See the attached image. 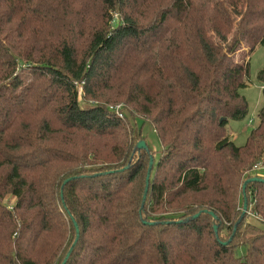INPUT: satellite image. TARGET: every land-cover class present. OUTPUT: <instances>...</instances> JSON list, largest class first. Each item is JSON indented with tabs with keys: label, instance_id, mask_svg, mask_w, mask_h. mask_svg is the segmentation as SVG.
Here are the masks:
<instances>
[{
	"label": "trees",
	"instance_id": "obj_1",
	"mask_svg": "<svg viewBox=\"0 0 264 264\" xmlns=\"http://www.w3.org/2000/svg\"><path fill=\"white\" fill-rule=\"evenodd\" d=\"M257 45L264 0H0V264H264Z\"/></svg>",
	"mask_w": 264,
	"mask_h": 264
},
{
	"label": "rangeland",
	"instance_id": "obj_2",
	"mask_svg": "<svg viewBox=\"0 0 264 264\" xmlns=\"http://www.w3.org/2000/svg\"><path fill=\"white\" fill-rule=\"evenodd\" d=\"M247 48L241 45L238 51L233 53L234 59H238V56L243 50ZM264 66V46L257 45L249 54V77L246 81V86L240 89V93L245 97L248 104V113L243 118L229 119L227 129L231 141L235 145H242L246 141L248 134L252 127L258 123L257 112L262 105L263 89L264 85L257 78V71ZM123 106L122 103H118ZM129 120L132 122V118L129 115ZM136 123L141 127V133L147 142L151 154L154 155V160L158 159L159 149L161 148L159 138L150 125V123L142 122V119L136 118ZM253 176H264V166L261 164L259 168L250 172ZM6 202H12V197H6ZM8 200V201H7ZM253 217H249V221L253 222Z\"/></svg>",
	"mask_w": 264,
	"mask_h": 264
},
{
	"label": "water",
	"instance_id": "obj_3",
	"mask_svg": "<svg viewBox=\"0 0 264 264\" xmlns=\"http://www.w3.org/2000/svg\"><path fill=\"white\" fill-rule=\"evenodd\" d=\"M146 146V142L145 140H141L137 143L136 145V149L139 150L141 149L142 147H145ZM153 161H154V158L153 156L151 155L150 156V160H149V163H148V166H147V174H146V178H145V189H144V193H143V198H145L146 196V192L149 188V180H150V173H151V168H152V165H153ZM253 180H257V181H264V179L262 177H258V176H253V177H250V178H247L244 180L243 182V186H242V191H243V196L245 195V187H246V182H250V181H253ZM246 206H247V203H246V200L244 201L243 203V208H242V214L244 215V213L246 212ZM200 212H206V211H198L197 213L194 214V216H198L200 214ZM208 213L210 215H213V212L210 210L208 211ZM213 228L214 230H216V225H213Z\"/></svg>",
	"mask_w": 264,
	"mask_h": 264
},
{
	"label": "built area",
	"instance_id": "obj_4",
	"mask_svg": "<svg viewBox=\"0 0 264 264\" xmlns=\"http://www.w3.org/2000/svg\"><path fill=\"white\" fill-rule=\"evenodd\" d=\"M108 108L113 109L119 118H123V113H122V109H121L122 105L121 104H110L108 106Z\"/></svg>",
	"mask_w": 264,
	"mask_h": 264
}]
</instances>
